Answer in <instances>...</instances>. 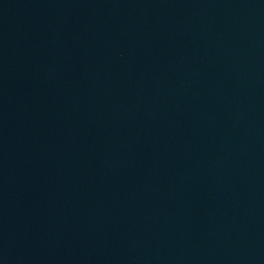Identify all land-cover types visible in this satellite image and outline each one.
<instances>
[{"label":"water","instance_id":"obj_1","mask_svg":"<svg viewBox=\"0 0 264 264\" xmlns=\"http://www.w3.org/2000/svg\"><path fill=\"white\" fill-rule=\"evenodd\" d=\"M0 264H264V0H0Z\"/></svg>","mask_w":264,"mask_h":264}]
</instances>
